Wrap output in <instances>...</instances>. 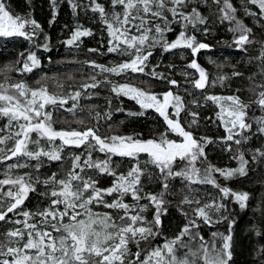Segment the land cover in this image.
<instances>
[{"label":"snow or ice","instance_id":"snow-or-ice-1","mask_svg":"<svg viewBox=\"0 0 264 264\" xmlns=\"http://www.w3.org/2000/svg\"><path fill=\"white\" fill-rule=\"evenodd\" d=\"M24 2L27 6L31 0ZM48 4L49 26L56 22L62 5L76 18L71 35L62 41L66 46L78 48L82 38L94 35L79 22L82 13H92L105 34L101 46L106 52L88 51L128 59L111 65L85 61L99 71L67 94L50 91L39 80L33 88L24 79L14 78L13 74L22 77L41 66L35 50L25 49L14 63L0 64V224L9 225L0 229V264H234L237 221L232 205L247 209L252 194L225 182L247 177L254 163L264 164V148L254 149L246 158L253 136L264 137V115L257 114L264 113V83L256 82L257 73L247 77L255 85L248 89L255 95L249 101L242 99L240 88L229 95L209 93L207 89L226 87L244 73L236 70V64L228 65L232 71L225 73V64L209 57L208 63L221 70L213 78L198 62V55L211 50V45L196 33L209 35L215 17L227 24L232 45L241 53L258 44V55L249 56L247 62L259 61L258 74L264 78V38L256 39L253 28L239 15L242 10L264 27V0H240L239 8L233 0H48ZM210 6L211 15H205ZM170 34L175 38L170 39ZM41 36L45 43L36 44ZM0 38H23L34 48L50 51V37L41 23L30 11L15 12L9 0H0ZM180 50H188L191 56L184 68L194 70L179 73L184 84L191 85V90L183 86V95L176 91L182 87L177 79L157 72L160 63L149 68L157 52L186 59ZM129 73L151 75L169 87L155 93L127 83L114 84L107 76L97 78ZM105 84L111 85L116 96L139 105L141 110L128 116L142 117L153 110L162 118L164 130L147 137L144 133L101 134L99 113L92 117L96 123L91 127L83 118L75 120L81 127H57L60 120L55 113L62 110L75 117L78 109L84 111L81 98L98 95L89 90ZM256 88L262 90L256 92ZM193 90H199V95ZM209 106L213 116H202L198 109ZM105 116L112 119L110 113ZM202 120L222 129L224 135L215 140L197 135ZM216 143L228 153L235 146L231 159L237 166L211 163L206 149ZM122 162L127 163L126 169ZM53 164L64 175L52 172L41 178V170ZM102 177L111 178L109 186L101 185ZM174 182L180 185L178 201ZM199 185H210L216 196L201 199L194 187ZM34 196L37 203L29 208ZM173 208L184 222L171 239L157 243L163 234V217ZM206 228L216 230L208 233ZM250 231L259 238L258 261L264 260L260 243L264 229L253 226Z\"/></svg>","mask_w":264,"mask_h":264},{"label":"trees","instance_id":"trees-1","mask_svg":"<svg viewBox=\"0 0 264 264\" xmlns=\"http://www.w3.org/2000/svg\"><path fill=\"white\" fill-rule=\"evenodd\" d=\"M234 4L239 8L240 0H233ZM13 10L21 15L31 12L32 15L41 23L44 29V33L50 37L49 48L50 51H45L42 48H34L32 44L23 38H0V64L5 62H15L18 54L25 49L35 50L38 57L41 60V66L35 69L31 74H25L24 76H17L13 74L16 80L24 79L30 87H38L37 81L39 80L42 84L46 85L50 91H55L58 93L67 94L69 92H74L80 86V84L88 81V76L94 72L99 71L98 69L91 68L85 61L94 60L99 64L111 65L118 60H126L127 57H117L114 54H104L89 52V48H99L100 52H106V48L101 46V42L106 39L105 34L101 30V25L98 22H94L92 13L87 15L81 14L79 17V22L84 24L85 27H90L94 35L91 37L82 38V43L77 47L66 46L62 41L66 40L71 35V30L75 26L76 18L72 16L70 9L61 6L60 14L56 18V22L49 26L48 20L50 19V8L48 0H31L29 5H25L24 0H9ZM253 10L255 8L253 7ZM212 7L204 12L205 15H211ZM239 15L244 20V22L252 27L255 33L256 39L264 38V27L258 26L256 23V18L248 17L243 15L241 10ZM214 22L209 25L211 31L206 37L201 33H196L198 39L202 40L211 45V50L202 51L198 55V62L206 68V70L214 78L221 70H218L215 65L208 63V58L211 57L216 63L225 64L222 70L225 73H231L232 69L228 65L236 64V70L244 73L243 77H234L227 82L226 87H212L207 89L209 93L229 95L235 91V89L240 88L242 91L239 93L245 101L255 99V95L248 89L250 87H255L247 77L252 76L253 73H257L255 80L259 83H264V78H262L258 73L259 69L257 65L259 61H254L249 64L248 57L256 56L259 53V45L249 46V51L247 54L238 51L234 45H232V33L227 30V24H220L215 17H213ZM67 25V27H65ZM170 39H174L175 35L170 34ZM45 40L43 36L36 40V44H43ZM187 57L186 59H181L179 55L172 54H161L157 52L152 58H150L149 68H151L156 63H160V67L157 72L163 73L165 76L177 79L182 87L176 89L180 94H184L183 86H187L191 90V85L184 84V78L179 75L181 71L193 72L194 70L185 69L184 65L191 59L188 55V50H180ZM175 64V68H170L169 65ZM149 69H146L148 72ZM107 76L109 80L114 84H130L135 87H139L145 90H149L155 93H161L166 91L169 87L166 83L154 79L151 75L143 74H125L123 76H115L112 74H101L97 78L100 80ZM46 77L45 79H41ZM71 77V79H69ZM57 84H62L63 88H58ZM260 88H256L255 91L259 92ZM196 91L199 95V90ZM91 93H98V95H93L91 99L81 98L80 104L84 111L81 112L79 109L74 117L72 113L60 111L55 113V116L59 118L60 123L57 127L68 128L71 127H81L75 123L77 118H83L86 125L91 127L96 121L92 118L97 113L100 114V132L101 134H120L129 135L134 133H144L147 137L149 135L158 134L163 131L165 125L162 118L158 116L153 110H148L142 117H131L128 116V112H138L140 107L134 100L127 97L116 96L111 92V85L105 84L98 89H90ZM111 100V105L108 101ZM71 104V102H70ZM66 105L65 107H68ZM125 109L124 112H118L117 108ZM201 111L202 116H213V108L211 106L205 107L204 109H198ZM91 113V115H90ZM105 113H110L112 116L111 120H108ZM259 115H264V113H257ZM123 121V123H121ZM111 125V128L108 125ZM206 125V126H205ZM197 135H207L212 137L214 140L224 135L222 129L216 128L214 125L209 124L207 121L201 123L200 128L197 130ZM171 138L176 139L177 137L173 135ZM256 148H264V137L259 135L253 136L249 141L248 151L246 152V158L252 154V151ZM208 158L211 163L218 167H235L237 166V161L231 159V156L235 152V146L233 153L224 152L221 150L219 143L209 145L206 149ZM119 159V158H116ZM11 163V162H9ZM3 167V166H0ZM122 169L127 168V163H121ZM23 171V170H21ZM42 177L44 178L50 175L52 172H58L59 176L64 175V171L60 170L58 165L53 164L50 167H45L41 170ZM111 178L102 177L101 185L109 186ZM177 194L175 196L176 201L179 200L180 185L177 182ZM230 187H233L237 191H248L252 194V199L250 201V206L245 210H240L235 204L232 205V211L234 213L235 219L237 221L236 231H235V254H234V264H264V260H259L257 258V240L258 237L255 236L253 226L256 228L264 229V216L261 215V209H264V164L254 163L251 165V170L247 177L240 178L236 181L225 182ZM198 190V194L201 199H208L216 196V189L212 188L210 185H199L194 186ZM207 194V195H206ZM37 203V197H33L28 201V207L31 208ZM185 209L188 210V206L185 205ZM97 211H108L104 208H98ZM150 218V215H149ZM164 227L163 234L158 239L157 243H163L164 240L171 239L179 230V227L184 222L180 212L173 208L168 216L163 217ZM9 227V225L0 224V229ZM221 231L224 230L223 225L217 226ZM216 229H205V232L210 233ZM264 244V241H260ZM143 246V245H142Z\"/></svg>","mask_w":264,"mask_h":264}]
</instances>
